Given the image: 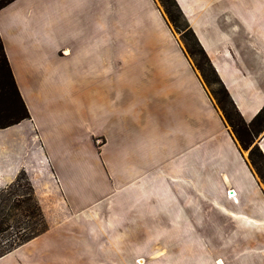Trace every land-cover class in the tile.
Segmentation results:
<instances>
[{
	"label": "crops",
	"instance_id": "crops-1",
	"mask_svg": "<svg viewBox=\"0 0 264 264\" xmlns=\"http://www.w3.org/2000/svg\"><path fill=\"white\" fill-rule=\"evenodd\" d=\"M174 1L250 122L264 0ZM167 27L153 0L0 10L29 114L0 130V188L22 171L47 225L0 264H264V189ZM254 144L264 156V129Z\"/></svg>",
	"mask_w": 264,
	"mask_h": 264
},
{
	"label": "trees",
	"instance_id": "trees-1",
	"mask_svg": "<svg viewBox=\"0 0 264 264\" xmlns=\"http://www.w3.org/2000/svg\"><path fill=\"white\" fill-rule=\"evenodd\" d=\"M13 1L0 0V10ZM161 2L171 23H175L177 17H183L174 0H161ZM170 4L176 9L177 17L173 15ZM183 22L184 30L191 36L196 53L200 55L211 73L214 83L218 86V90L213 92V96L225 124L230 127V131L240 149L248 150L251 147L248 154L249 162L264 183V175L261 173L260 167L262 166L264 169V156L254 144L255 138L264 129V107L250 122L246 123L242 119L185 19H183ZM28 119L29 114L11 75L0 40V130ZM21 182H24V184H21ZM19 190L20 193L17 195ZM5 193H8L9 196H5ZM10 229H15V232L1 241L0 257L47 231V225L33 189L22 171L15 176L6 188L0 189V235Z\"/></svg>",
	"mask_w": 264,
	"mask_h": 264
},
{
	"label": "rangeland",
	"instance_id": "rangeland-1",
	"mask_svg": "<svg viewBox=\"0 0 264 264\" xmlns=\"http://www.w3.org/2000/svg\"><path fill=\"white\" fill-rule=\"evenodd\" d=\"M153 2L155 4L157 10L159 11V13L163 16V18L165 20V23L168 26L167 28H168V30L170 32L171 37L177 42V44L179 45L180 50L182 51L183 55H185V57H187L188 61L190 62L191 68L193 69L194 73L199 78V80L201 81L202 85L205 87V89L207 90V92L211 96L213 102L215 103L213 92H216L218 90V86L214 83L213 77H212L211 73L209 72L207 66L202 61L200 55H198L196 53L194 44H193V42L191 40V36L187 32H185V30H184V22H183L184 17H182V18L179 17L178 18L176 9L174 7H172V5L170 4L171 5L170 8H171V11L173 12V15H175L177 17V19L175 20V23H171L169 21L167 15H166V13H165V9L163 7V3L161 2V0H153ZM181 15H182V13H181ZM54 30H55V28H54ZM67 86H69V85H67ZM73 98H74L73 95L71 93H68L67 94V99L65 100V102L66 103H70V104L71 103H75V102H72ZM77 105H80V103L77 102ZM215 105H216V103H215ZM216 107L219 110L220 114H222L220 109L218 108V106H216ZM227 126H228V124H227ZM229 129H230V127H229ZM101 143L102 142L99 139L95 140V144L96 145H101ZM250 148L248 150L241 149V152L243 153L247 163L249 164V166L253 170V172H254L255 176L257 177L259 183L261 184V186L264 189L263 181L257 175V173L252 168V166H251V164L249 162L248 154H249ZM260 167H261V173L264 175V169L262 168V166H260ZM21 184H24V182L23 183L21 182ZM7 186H5L4 188H6ZM4 188H0V189H4ZM8 193H11V192H8ZM8 193H5L4 195L5 196H9ZM19 193H20V190H19V192H17V195ZM169 226L170 225H167V224L162 225L160 227V230H163L165 227H169ZM14 232H15V229H10L6 233L0 235V243H1V241H3L8 236L13 235Z\"/></svg>",
	"mask_w": 264,
	"mask_h": 264
},
{
	"label": "built area",
	"instance_id": "built-area-1",
	"mask_svg": "<svg viewBox=\"0 0 264 264\" xmlns=\"http://www.w3.org/2000/svg\"><path fill=\"white\" fill-rule=\"evenodd\" d=\"M234 195H235V194H234L233 192L230 193V191H228V192L226 193V196H227L228 199H233Z\"/></svg>",
	"mask_w": 264,
	"mask_h": 264
}]
</instances>
